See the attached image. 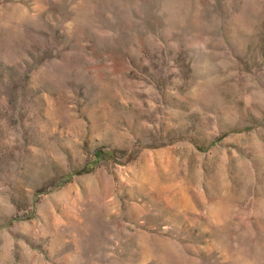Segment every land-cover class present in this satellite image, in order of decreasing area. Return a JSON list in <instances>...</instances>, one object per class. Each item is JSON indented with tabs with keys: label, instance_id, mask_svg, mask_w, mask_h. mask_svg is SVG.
Wrapping results in <instances>:
<instances>
[{
	"label": "rangeland",
	"instance_id": "rangeland-1",
	"mask_svg": "<svg viewBox=\"0 0 264 264\" xmlns=\"http://www.w3.org/2000/svg\"><path fill=\"white\" fill-rule=\"evenodd\" d=\"M0 264H264V0H0Z\"/></svg>",
	"mask_w": 264,
	"mask_h": 264
}]
</instances>
